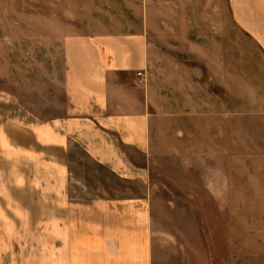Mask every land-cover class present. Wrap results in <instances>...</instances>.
I'll return each mask as SVG.
<instances>
[{"label":"rangeland","instance_id":"1","mask_svg":"<svg viewBox=\"0 0 264 264\" xmlns=\"http://www.w3.org/2000/svg\"><path fill=\"white\" fill-rule=\"evenodd\" d=\"M219 2L140 0L152 18L161 12L165 31L163 38L150 37L152 51L143 70L148 137L119 158L101 160L97 143L90 144L89 121L74 127L67 110L66 150L51 153L48 161L34 149L41 147L44 124L62 118L67 107L58 36L122 31L123 17L133 11L123 0H0V125L12 120L36 127L22 135L17 129L12 138L2 134L0 176L60 178L0 184L26 185L16 197L33 203L19 205L27 214L15 221L30 229L0 232L19 240L12 247L0 241V264H44L43 248L56 264L58 231L42 247L46 214L61 227L78 218L82 224H112L121 219L115 214L112 219L110 208L126 211L144 196L156 233L168 234L177 223L192 238L201 234L210 264H264V51L246 34L220 28L227 8ZM180 16L193 31L186 39L171 31ZM189 42L201 48L199 60L186 53ZM45 186L57 192L49 203ZM0 205L6 206L4 199ZM12 213L3 214L5 223Z\"/></svg>","mask_w":264,"mask_h":264},{"label":"crops","instance_id":"2","mask_svg":"<svg viewBox=\"0 0 264 264\" xmlns=\"http://www.w3.org/2000/svg\"><path fill=\"white\" fill-rule=\"evenodd\" d=\"M139 1L123 0L124 6L133 13L123 17L127 22L122 31H104L95 35L74 33L68 36L62 33L58 36V50L63 57L60 87L67 107L62 118L44 124L41 147L33 148L36 153L41 151V158L46 157L50 161L51 153L57 151L64 154L66 147L62 137L65 134L67 110L72 111L68 118H72L70 120L73 121L74 127L81 126L80 121H89L90 144L95 146L97 143L95 148L99 151L101 160L108 161L107 158L112 159L114 155L119 158L123 150L135 148L148 137L147 90L146 85L139 83L136 74L147 67L152 51L150 37L153 35L163 38L165 31L161 27V12L157 13L158 18H152L151 14L139 5ZM188 4L185 3L186 6ZM218 5L227 8L222 10L221 19L218 20L221 22L220 28L246 34L255 39L264 51V0H222ZM181 6L184 7L182 4ZM188 22L186 17H179L175 24L176 31L171 30L174 38L189 37L193 31ZM42 46L47 44L42 42ZM186 46V53L193 55L196 60L201 58L200 47H195L191 42L186 43ZM47 89L50 87L47 86ZM17 129L22 135L23 132L35 130L36 127L34 129L32 125L16 124L12 120L5 126L0 125V148L4 142L2 134L5 132L6 137L12 138L13 131ZM81 134L82 130L76 131L77 136L81 137ZM73 140L78 143L76 138ZM34 145L38 146V143ZM145 147L146 145L138 149L143 150ZM56 178L60 179L49 175L41 176V180L26 175H7L0 176V184L54 183ZM27 189L26 185L0 186V199H4L6 205H0V232L30 229L28 226L16 227L18 223H15L22 222L19 218L26 213L21 211L19 205H22V208L28 205L32 207V202H21L24 199L19 200L16 197ZM53 189L51 186L43 187L47 203L50 194H57ZM8 193L11 196L6 198ZM136 199L135 205L130 207L129 203L126 211L115 212L114 208H110L113 211L112 219L115 218L114 214L121 219L120 222L112 224L106 222L107 220L82 224L78 218L77 221L61 227V222L56 224L50 214H46L42 223V247L50 245V240L54 241L51 232L58 231L56 244L59 249L57 254H53L57 257L53 259L56 264H210L201 234L196 239L192 238L186 233V228L179 227L177 223L170 225L168 234L156 233L150 203L145 196ZM12 209L15 217L5 223L2 216ZM32 214L30 212V215ZM60 215L61 209L58 211L59 220ZM24 221L27 222V219ZM162 235L170 239L163 238ZM0 238V241L3 240L10 247L19 241L13 234L7 238L0 233ZM49 258L50 252L43 248L42 263L50 264Z\"/></svg>","mask_w":264,"mask_h":264},{"label":"built area","instance_id":"3","mask_svg":"<svg viewBox=\"0 0 264 264\" xmlns=\"http://www.w3.org/2000/svg\"><path fill=\"white\" fill-rule=\"evenodd\" d=\"M136 76L139 79V83L142 85H145L146 79H145V75H144L143 71L137 72Z\"/></svg>","mask_w":264,"mask_h":264}]
</instances>
